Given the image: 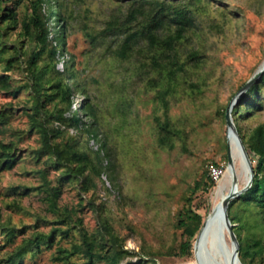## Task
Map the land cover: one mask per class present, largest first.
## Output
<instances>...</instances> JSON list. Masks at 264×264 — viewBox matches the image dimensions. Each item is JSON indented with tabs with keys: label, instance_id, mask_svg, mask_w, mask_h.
Returning a JSON list of instances; mask_svg holds the SVG:
<instances>
[{
	"label": "rangeland",
	"instance_id": "obj_1",
	"mask_svg": "<svg viewBox=\"0 0 264 264\" xmlns=\"http://www.w3.org/2000/svg\"><path fill=\"white\" fill-rule=\"evenodd\" d=\"M60 1L66 41L64 50L54 56L55 69L62 70L66 61L72 60L85 87L83 94L72 90V105L65 115L75 110L83 120H93L98 134L95 138L83 128L52 123L61 129L59 138L73 140L90 153L104 143L101 155L108 169L100 176L90 171L91 181L83 182L82 177L62 180L61 167L56 168L46 155L37 157L34 152L39 135L30 129L27 115L33 104L31 91L21 88L14 95L0 89V113L8 114L5 122L0 121V139L13 141L19 155L12 168L0 169V261L23 237L66 225L56 222L62 216L45 199L42 183L48 180L60 185L59 209L68 207L74 211V218H79L88 231L96 230L99 217L103 216L123 236L125 246L139 256L154 258L160 264H192L193 247L191 255L177 254L181 240V229L175 226L177 212L188 205V198L198 212L211 210L214 186L210 192L203 188L211 177L209 167L213 164L223 172L231 155L226 112L234 121L232 109L256 81L244 87L264 59V0H173L191 4L195 26L179 49L183 68L171 85L172 92L166 95L167 114L183 131L171 149L158 145L154 120L155 115L165 114L157 98L162 81L166 82L165 74L145 64L149 52L142 41L141 49L135 48L128 58L114 55L124 34L116 29L105 30L108 21L120 23L126 18L130 1ZM25 3L22 0L15 6L18 23L8 35V41H16L19 48V62L7 71L14 86L30 79L27 65L35 48L34 40L23 32ZM0 5L6 2L0 1ZM43 10L48 14L51 8L44 3ZM57 26L54 18L47 20L49 37ZM193 48L202 55L199 65L187 56ZM41 65L40 59L38 67ZM3 69L4 62L0 61V73ZM50 75L48 71L42 78ZM191 82L198 83L200 89ZM258 100L251 113L236 118L234 123L246 136L256 124L264 123V88L259 91ZM85 101L93 104L94 117L80 110ZM43 107L55 111L62 104L44 99ZM239 109L242 111L243 107ZM83 183L88 185L87 191L83 190ZM246 183L241 181V188ZM231 213L240 223L241 235L261 240L262 251L248 256V264H264V217H260L256 206L238 201ZM74 223L70 224L68 235H55L56 242L51 247L43 246L36 254H26L23 264H52L58 244L68 246L72 239H80ZM3 225L14 227V242L6 241ZM137 258L127 256L120 264ZM83 259L74 255L70 261L80 263Z\"/></svg>",
	"mask_w": 264,
	"mask_h": 264
},
{
	"label": "trees",
	"instance_id": "obj_2",
	"mask_svg": "<svg viewBox=\"0 0 264 264\" xmlns=\"http://www.w3.org/2000/svg\"><path fill=\"white\" fill-rule=\"evenodd\" d=\"M6 5H0V61L4 62V72L0 73V89H6L12 94L21 88L31 91L33 104L28 108L30 129L35 130L39 135V145L34 149L37 157L46 155L56 168L61 167L60 178L69 180L71 178H83V182L92 180L90 171L100 176L108 169L103 163L101 150L105 145L101 143L91 153L78 147L73 140H62L61 129L53 125V121L67 124L75 128H83L90 136L97 137V129L94 121H85L75 110L65 115L72 105V90H79L78 94L85 93V87L79 80L72 60H67L62 70L55 69L54 56L58 50L65 48V31L63 29V4L60 0H26L25 10L22 18L23 32L35 42L28 59L27 71L30 73L29 80L18 86L10 82L11 75L7 73L19 62V48L16 41L9 42V32L18 23L15 6L22 0H0ZM129 10L126 18L120 23L108 21L105 30H114L123 33L124 37L120 45L114 49V55L119 58H128L132 52L141 49L139 42L149 52L148 61L152 69L163 76L162 86L158 89L157 98L164 107L165 114L155 115V126L157 127L158 145L162 148H174L175 140L182 138L183 131L176 125L167 114V94L172 92L171 85L177 81L180 70L183 68V60L179 59V49L188 37V32L195 26L194 11L188 2H173V0H129ZM10 3V4H9ZM44 3L51 10L45 14ZM9 4V5H7ZM52 17L58 24L55 33L49 37L47 20ZM11 48V49H10ZM187 56L195 64H201L202 55L197 48L189 49ZM46 57V58H45ZM42 65L38 67V60ZM50 71L51 75L43 79L42 75ZM72 80V83H69ZM194 88L200 89L199 84L191 82ZM264 88V72L250 85L243 93L241 101L235 104L232 111L234 123L236 118H244L257 106L258 93ZM44 99L57 100L62 107H56L55 111L45 109ZM242 106L241 111L239 107ZM80 110L88 116H95V109L92 103L82 102ZM237 112V114H236ZM237 116V117H236ZM8 114L0 113V121L5 122ZM243 145L253 166V178L250 186L242 193L232 198L228 204V215L231 220L233 231L238 242V254L243 264H248L247 257L253 256L262 251L259 237L241 235L240 223L232 215V206L235 201L238 204H252L257 207L260 217H264V123L256 124L246 136L237 127ZM183 148H186L183 146ZM105 154V152H103ZM16 145L13 141L4 142L0 139V169H10L18 161ZM89 171V172H88ZM44 175L43 171H41ZM208 182L204 190L209 192L215 186V180L208 176ZM45 191V199L48 206L57 211L60 217L57 223L66 224L53 226L47 232L36 231L27 237H23L12 250L0 261V264H23L24 256L28 253L36 254L43 246L51 247L55 242V235L61 233L68 235L70 224L73 221L77 227L80 239L70 241L68 246L58 244L52 255V264H120L127 256L136 255L135 261L128 264H160L154 258H144L135 253L134 249L126 247L124 238L120 235L110 222L103 216L99 217V227L96 230L88 231L82 226L79 218H74V211L68 207L59 209L57 197L60 192L59 184H51L48 180L42 183ZM198 187L197 184L194 185ZM83 190L87 191L88 185L83 183ZM211 188V189H210ZM191 199L188 198V205L177 212L175 226L181 229V240L178 245L177 254L191 255L195 234L202 224L205 214L198 212L191 207ZM7 242H14L15 229L12 226L3 225ZM74 255H81L84 259L80 263H72L70 258Z\"/></svg>",
	"mask_w": 264,
	"mask_h": 264
},
{
	"label": "bare ground",
	"instance_id": "obj_3",
	"mask_svg": "<svg viewBox=\"0 0 264 264\" xmlns=\"http://www.w3.org/2000/svg\"><path fill=\"white\" fill-rule=\"evenodd\" d=\"M264 65V59L260 66ZM227 137L231 148V163H229L221 176L216 181L211 193V210L206 214L203 221L208 220L195 241H193L194 258L192 264H225L222 256L216 251V244L218 240V230L222 226V206L224 196L231 190H239L241 188V181L246 183L249 179V171L244 162L243 155L235 140L233 129L230 126ZM227 242V237L225 236ZM222 243H224L222 241ZM228 243V242H227Z\"/></svg>",
	"mask_w": 264,
	"mask_h": 264
},
{
	"label": "water",
	"instance_id": "obj_4",
	"mask_svg": "<svg viewBox=\"0 0 264 264\" xmlns=\"http://www.w3.org/2000/svg\"><path fill=\"white\" fill-rule=\"evenodd\" d=\"M263 72H264V65L259 66L258 69L256 70L255 74L253 75V77L249 81H247V83L245 84L244 87L249 86ZM226 116H227V123L233 129V134H234L235 140H236V142L240 148V151L243 155L244 162L246 163V165L248 167L249 179H248V181L244 187H242L239 190H231L224 196L223 203H222L223 204V206H222V226L218 230V240H217V244H216V251L218 252V254H220L222 256L225 264H243L239 258V254H238L239 242H238V239H237L235 232L233 231L231 220L229 218L227 208H228V204L232 198L236 197L237 195H239L240 193L245 191V189H247L250 186L252 178H253V166H252L251 160L247 154V151L243 145L241 137L238 133L237 127L235 126L234 121L229 117L228 111L226 112ZM229 163H231V156L228 157V164ZM208 216L209 215H207L206 219L204 221H202L201 226L197 230V232L195 234L196 237H195L194 243L196 242V240L199 236V233L201 234V231L205 227L207 220H208ZM225 236L227 237L228 243L225 241ZM222 241L224 243H222Z\"/></svg>",
	"mask_w": 264,
	"mask_h": 264
},
{
	"label": "built area",
	"instance_id": "obj_5",
	"mask_svg": "<svg viewBox=\"0 0 264 264\" xmlns=\"http://www.w3.org/2000/svg\"><path fill=\"white\" fill-rule=\"evenodd\" d=\"M209 170H210V174H211V177L214 179V180H217L222 172V169H218L215 165L211 164L210 167H209Z\"/></svg>",
	"mask_w": 264,
	"mask_h": 264
}]
</instances>
